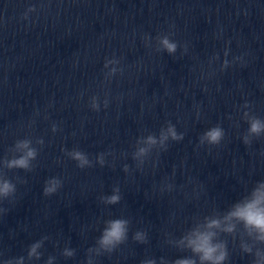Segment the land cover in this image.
<instances>
[{"label": "clouds", "instance_id": "obj_1", "mask_svg": "<svg viewBox=\"0 0 264 264\" xmlns=\"http://www.w3.org/2000/svg\"><path fill=\"white\" fill-rule=\"evenodd\" d=\"M163 46L169 53L176 51V44L170 43L167 38L162 40ZM228 66V61H223V67ZM248 116V113H245ZM249 128L247 134L243 137L245 144L251 143L250 137H259L264 134V120L251 116L247 119ZM169 132L174 140L183 139V134L177 136L173 129ZM224 137L223 129L217 125L207 130L201 137V143L205 140L210 145H217ZM149 142L155 141L149 137ZM29 141H17V148L27 149V152L7 162L9 169H31V161L37 156L35 149L29 147ZM141 153L145 150L141 149ZM73 160L77 161L78 167L83 168L89 164V160L83 152L76 150L71 154ZM103 163L101 159V164ZM128 171L127 165L124 168ZM60 181L52 178L46 182L44 188V195H51L55 193L60 186ZM15 185L8 179H0V198L7 199L14 195ZM114 194L105 197L108 204L119 203L121 196L119 188L113 189ZM206 222L202 226H198L190 233L183 235L175 244L181 250H188L191 256L178 258L173 264H225L229 258L227 241L221 239V234H227L234 237L237 233V225L242 226L243 231L250 237H254L258 244L264 245V182H259L258 186L253 188L250 192L244 195L241 199L232 204L231 208L223 217L205 218ZM129 221L123 218H117L106 221L101 236L96 241V247L88 250L89 254L95 253L100 255L103 252L111 253L120 244L124 243L127 239ZM48 237H43L41 240L32 243L27 252L28 260H39L42 253L38 251L42 248L43 243ZM134 239L139 242H145L146 236L143 232H137ZM241 250L247 254H253V246L247 244L240 245ZM74 250L65 248L62 255L64 257L74 256ZM54 257H49L46 264H53ZM4 264H25V257L21 256L16 259L4 261ZM88 264H92L91 255L88 259ZM142 264H156L154 259H147ZM161 264H167L166 261L161 259ZM253 264H264V248H256L254 252Z\"/></svg>", "mask_w": 264, "mask_h": 264}]
</instances>
